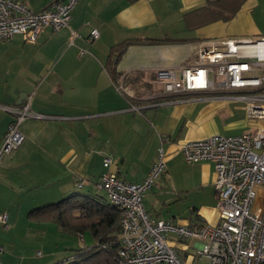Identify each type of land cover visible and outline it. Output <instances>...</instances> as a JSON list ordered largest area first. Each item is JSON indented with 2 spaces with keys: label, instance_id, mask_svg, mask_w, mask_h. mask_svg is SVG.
Instances as JSON below:
<instances>
[{
  "label": "crops",
  "instance_id": "crops-1",
  "mask_svg": "<svg viewBox=\"0 0 264 264\" xmlns=\"http://www.w3.org/2000/svg\"><path fill=\"white\" fill-rule=\"evenodd\" d=\"M16 1L41 11L64 0ZM217 1L78 0L69 28L57 32L46 28L34 45L20 36L0 42V142L12 120L3 106L15 107L19 99L23 105L31 97L30 113L41 116L27 117L19 124L24 142L0 162V199L8 204L0 213L14 217L15 204L10 203L22 198L41 206L59 201L77 192L78 181L84 182L80 192L95 193L104 157L112 159L109 171L123 181L139 183L155 161L161 142L167 173L170 165L184 161L181 147L185 142L252 132L243 104L205 93L163 97L156 81L158 70L178 72L194 65L200 43L264 36V17L255 14L264 0H240L238 13L229 22L213 20L211 3ZM94 29L99 37L89 42ZM70 31L77 35L72 45L68 43ZM121 43L128 45L116 65L118 76H112L108 57L111 48ZM131 165L139 172L130 173ZM190 166L187 190L195 195L189 215L173 220L182 226H214L219 218L213 164ZM152 194V189L144 194L143 207L144 200L147 204L158 198L159 193L157 197ZM145 211L149 214V206ZM45 225L27 226L24 243L11 239L15 229H9L7 237L0 238V264L60 261L63 252L56 243L44 259L32 256L37 240H46ZM194 242L186 243L193 246ZM177 247L178 256L191 264L188 247Z\"/></svg>",
  "mask_w": 264,
  "mask_h": 264
},
{
  "label": "built area",
  "instance_id": "built-area-1",
  "mask_svg": "<svg viewBox=\"0 0 264 264\" xmlns=\"http://www.w3.org/2000/svg\"><path fill=\"white\" fill-rule=\"evenodd\" d=\"M77 2L64 0L34 11L21 1L0 0V42L20 36L25 43L34 45L46 28L53 32L69 28L71 11ZM75 37L77 35L70 31L69 45ZM98 37L94 29L88 41ZM195 55V64L182 67L178 72L168 69L156 72L162 96L191 93L227 96L244 105L254 132L213 135L185 142L181 147L187 164H213L219 218L214 226L176 225L154 219L145 211L144 194L166 170L162 142L155 161L139 183L123 181L109 171L112 159L104 157V171L94 189L121 211L120 264H186L167 244L170 236L182 242L196 241V255L199 259L206 258L207 264H264V124H260L264 122V36L208 40L197 45ZM30 99L21 106L2 107L12 115V120L0 142V162L24 142L19 124L27 117H41L30 113ZM77 185L80 188L83 184ZM0 224L8 228L6 213L0 215ZM2 252L0 246V254Z\"/></svg>",
  "mask_w": 264,
  "mask_h": 264
},
{
  "label": "trees",
  "instance_id": "trees-1",
  "mask_svg": "<svg viewBox=\"0 0 264 264\" xmlns=\"http://www.w3.org/2000/svg\"><path fill=\"white\" fill-rule=\"evenodd\" d=\"M240 0H219L211 3L213 20H227L232 7L237 10ZM210 10H208L210 12ZM232 16V15H231ZM138 43V42H136ZM139 43H142L139 41ZM128 43H121L111 48L107 69L114 76L116 65ZM84 182L78 181L77 184ZM77 192L48 205L28 211V219L35 224L55 226L62 235L77 237L84 246L70 250V256L54 264H120L121 249V211L111 204L103 194ZM151 190V189H150ZM87 236V239H85Z\"/></svg>",
  "mask_w": 264,
  "mask_h": 264
},
{
  "label": "rangeland",
  "instance_id": "rangeland-1",
  "mask_svg": "<svg viewBox=\"0 0 264 264\" xmlns=\"http://www.w3.org/2000/svg\"><path fill=\"white\" fill-rule=\"evenodd\" d=\"M222 7L220 11H222L223 14L224 12H228L230 14H225V16L229 17L226 22L232 21L233 18L235 17V14H237V10H235V7H232L230 11H227L223 9ZM255 14L257 15L258 18L264 17V2L260 3L257 9L255 10ZM233 18L231 19V17ZM230 19V20H229ZM264 28V27H263ZM14 38H17L14 37ZM247 38H256L255 36L247 37ZM190 164H187L185 161H178V163H175L173 166L170 165V168L168 167L167 173L165 172L162 177L156 182L155 186L152 188L154 191V194H152V197H157L154 196L156 193L158 194L157 199H152L149 201V203L144 200V207L147 209L149 206V214L153 215L154 217L157 216V218H162L164 220H170L173 224H175V220L173 219H179V218H187L189 215V204L194 198L193 192L190 190H187L189 188L190 180L188 179L190 176ZM130 173L136 174L139 172L138 167L135 165L129 166ZM187 190V191H186ZM85 193V190H82ZM22 201H17L15 203H10V204H15L13 207L14 212H12L14 217L8 218V228L5 229L1 224H0V238L2 237H7L6 235L9 233V229H15L13 232L11 231L10 238L15 239L17 242H22L24 243V237L26 236L25 230L27 229V226H32L36 227L35 223L28 222L30 219L26 217V214H28V211H31L33 209H36L38 207H41V205H35V203L29 202L28 199L22 198ZM57 201H55L56 203ZM260 202V198L258 197L257 203ZM0 199V211L5 205ZM44 204V203H43ZM48 205L47 203H45ZM8 205V204H6ZM5 205V206H6ZM11 212V211H9ZM2 214V213H0ZM7 214V213H6ZM149 215V216H150ZM8 216V215H7ZM175 221V222H174ZM14 222V225L13 224ZM177 225V224H176ZM43 226V225H42ZM6 232H4L5 230ZM44 231L47 232L46 240H37L36 245L38 247L35 249V253L32 255L36 259H44L46 255V251L50 248H52V251L54 250V244H58L59 248H61V251L63 252L62 256L60 257V260L62 261L64 258L70 256V250L73 249H78L82 246H84L81 241L77 239V237L74 236H67V235H62L60 232L55 233L54 230H45V229H57L55 226L50 224H46L43 227ZM4 230V231H3ZM5 233V234H3ZM85 239H87V236H85ZM31 244H34V241H30ZM50 242V243H48ZM48 244V245H47ZM169 246L175 250L176 253L179 248L177 246L183 245L185 250H186V256L190 257V262L191 264H207V259L202 257L199 259V257L196 255V248L194 245L187 244L186 242L178 241L174 239L172 236L168 237V243ZM47 246V249L43 248ZM57 250V249H56ZM184 250V251H185ZM41 253L38 255V253ZM189 259V258H188ZM184 260V258H183ZM186 260V259H185Z\"/></svg>",
  "mask_w": 264,
  "mask_h": 264
},
{
  "label": "water",
  "instance_id": "water-1",
  "mask_svg": "<svg viewBox=\"0 0 264 264\" xmlns=\"http://www.w3.org/2000/svg\"><path fill=\"white\" fill-rule=\"evenodd\" d=\"M21 103H22V100L19 99V101L16 103V106L21 105Z\"/></svg>",
  "mask_w": 264,
  "mask_h": 264
}]
</instances>
